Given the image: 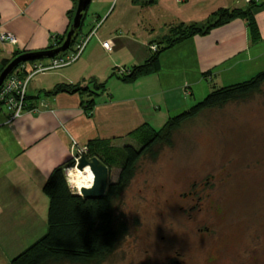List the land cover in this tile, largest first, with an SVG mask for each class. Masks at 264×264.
<instances>
[{"label": "crops", "instance_id": "1", "mask_svg": "<svg viewBox=\"0 0 264 264\" xmlns=\"http://www.w3.org/2000/svg\"><path fill=\"white\" fill-rule=\"evenodd\" d=\"M249 2L91 0L76 42L98 28L78 60L34 74L28 85V107L20 118L9 122L8 111H0V264H11L47 232L49 198L44 185L55 167L72 159L73 139L79 146L88 147L96 139L119 146L132 138L136 128L144 124L155 128L193 106L196 88L210 90L207 79L225 86L264 70L263 7L255 14L258 41L247 20L237 18L166 48L156 71L130 82L116 74L120 67L129 70L145 63L155 52L153 46L161 48L176 26L205 24L220 9H246ZM77 3L0 0V32L17 37L16 43L0 42V73L17 53L49 49L64 36ZM106 40L111 50L104 47ZM75 44L67 51H73ZM95 82L105 83V88L97 89ZM58 84L89 90L53 93ZM88 99L94 102L90 110L85 108Z\"/></svg>", "mask_w": 264, "mask_h": 264}, {"label": "rangeland", "instance_id": "2", "mask_svg": "<svg viewBox=\"0 0 264 264\" xmlns=\"http://www.w3.org/2000/svg\"><path fill=\"white\" fill-rule=\"evenodd\" d=\"M205 83L210 90L196 88L193 105L222 86ZM131 139L126 144L139 148ZM172 142L160 146L156 158L140 159L116 201L129 233L104 264H264V85L185 121ZM73 171L80 170L71 168L70 180L65 171L71 189ZM120 172L113 166L110 181Z\"/></svg>", "mask_w": 264, "mask_h": 264}, {"label": "trees", "instance_id": "3", "mask_svg": "<svg viewBox=\"0 0 264 264\" xmlns=\"http://www.w3.org/2000/svg\"><path fill=\"white\" fill-rule=\"evenodd\" d=\"M263 7L264 0L262 2L251 0L246 9H220L216 12L214 20L205 24L182 23L174 28V35L165 42L162 41L164 45L161 48L158 47L145 63L133 66L128 74L115 73L124 81H134L142 75L159 69L160 54L166 48L191 36L208 34L213 28L230 23L237 18L247 20L253 39L258 41L261 36L255 14ZM83 21L77 35L83 27ZM66 35L67 33L56 39L50 48L61 45ZM76 41L75 37L70 48ZM19 54L17 53L15 57ZM12 59L4 63L2 70ZM263 85L264 70L246 81L213 89L203 100L171 117L158 130L147 124L136 128L130 135L140 144L139 148L130 143L117 146L110 141L91 140L88 143V157L97 156L109 166L110 171L113 166H120L118 180L109 181L103 197H83L74 193L67 179L65 168L72 159L66 164L55 167L44 185V192L49 198L47 232L13 257L11 264H60L64 261L73 264L103 263L118 249L129 233V221L124 212L117 211L116 201L135 176L140 159L144 155L156 158L158 148L171 145L175 131L185 121L196 117L204 110L221 107L230 101L245 99L253 93L261 92ZM94 86L100 90L105 88V83L95 82ZM87 89L89 90L88 87L73 84H58L53 93ZM93 103V99H88L85 108L92 109Z\"/></svg>", "mask_w": 264, "mask_h": 264}, {"label": "built area", "instance_id": "4", "mask_svg": "<svg viewBox=\"0 0 264 264\" xmlns=\"http://www.w3.org/2000/svg\"><path fill=\"white\" fill-rule=\"evenodd\" d=\"M249 1V0H248ZM251 1V0H250ZM97 27H94L88 34L84 35L78 42H76L74 50L71 52H64L51 57L48 63H42L34 61L30 67H28V62L20 64L17 69L15 68L11 74L5 79L0 87V111L7 110L9 113L8 121L12 122L20 118L26 111L28 107V85L31 77L36 73H45L47 71L55 70L64 66H68L73 62L77 61L82 52L84 51L87 43L91 37L96 33ZM0 42H11L16 43L17 37L12 32H0ZM104 47L108 50L112 49L110 41L106 40L103 42ZM156 51L158 49L157 45L153 46ZM130 70L126 68H118V75L128 74ZM25 73V74H24ZM75 150L72 156V160L79 162L80 157L83 154H87V146H79L77 141L73 139ZM71 168H77V166L66 167L65 171L67 175H70L68 170ZM72 189H79L72 184Z\"/></svg>", "mask_w": 264, "mask_h": 264}, {"label": "water", "instance_id": "5", "mask_svg": "<svg viewBox=\"0 0 264 264\" xmlns=\"http://www.w3.org/2000/svg\"><path fill=\"white\" fill-rule=\"evenodd\" d=\"M90 2L91 0H78L75 15L73 17V23L61 45L46 50L24 52L14 57L0 73V87L8 75L11 74L12 71L20 64L46 57H54L58 54L66 52L71 47L77 35L78 29L82 24ZM70 166H77L80 170H84L87 166H89L93 173L92 187H81L78 190H73L75 194L83 197L95 198H100L105 195L110 180V168L100 158L97 156L88 157L87 154H83L77 164L75 160H71V162L66 165V167Z\"/></svg>", "mask_w": 264, "mask_h": 264}, {"label": "clouds", "instance_id": "6", "mask_svg": "<svg viewBox=\"0 0 264 264\" xmlns=\"http://www.w3.org/2000/svg\"><path fill=\"white\" fill-rule=\"evenodd\" d=\"M84 172L87 173V176L86 177L83 175V173H81L79 171H77V173H76L77 176L82 177L81 180H78L76 182L77 183V187L83 186V187L90 188V187H92V184L90 183V181L93 180V174H92V172L88 168H85L84 169Z\"/></svg>", "mask_w": 264, "mask_h": 264}, {"label": "bare ground", "instance_id": "7", "mask_svg": "<svg viewBox=\"0 0 264 264\" xmlns=\"http://www.w3.org/2000/svg\"><path fill=\"white\" fill-rule=\"evenodd\" d=\"M86 168H88V169L90 170V167H89V166H87ZM77 169H78V168H77ZM70 170H71V169L68 170L69 173H71ZM78 170H80V169H78ZM90 171H91V170H90ZM79 172L83 173V175H84L85 177L87 176V173H85L84 170H80ZM91 172H92V171H91ZM76 173H77V171H73V176H72V178H73V181L75 182L74 185L77 187V183H76V182H77L78 180H81L82 177L77 176ZM92 174H93V173H92ZM92 182H93V180L90 181L91 184H92ZM81 187H83V186H81ZM81 187H78V188H81Z\"/></svg>", "mask_w": 264, "mask_h": 264}, {"label": "flooded vegetation", "instance_id": "8", "mask_svg": "<svg viewBox=\"0 0 264 264\" xmlns=\"http://www.w3.org/2000/svg\"><path fill=\"white\" fill-rule=\"evenodd\" d=\"M193 193H194L193 191L192 192H189L190 195H193ZM100 264H104V262L103 263H100ZM165 264H183V263L181 262V260L171 259V260L167 261Z\"/></svg>", "mask_w": 264, "mask_h": 264}]
</instances>
